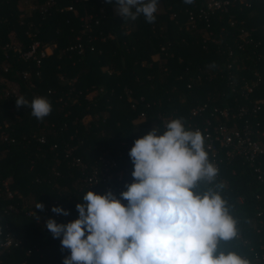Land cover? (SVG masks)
<instances>
[{
    "label": "trees",
    "instance_id": "obj_1",
    "mask_svg": "<svg viewBox=\"0 0 264 264\" xmlns=\"http://www.w3.org/2000/svg\"><path fill=\"white\" fill-rule=\"evenodd\" d=\"M210 1L158 0L156 22L149 24L143 16L123 20L115 3L106 0H56L46 11L41 6L47 0H29L35 9L25 0H0V135L7 134L0 140V264H63L70 250H62L60 239L36 222L39 202L44 209L61 206L70 212L54 219L57 223L77 219L75 205L88 190L105 193L104 184L90 185L84 178L101 156L121 150L109 182L127 204L120 193L133 182L128 153L136 139L154 126L163 131L165 120L183 118L185 126L202 122L204 117H192V109L205 102V116L214 106L234 110L236 98L244 100L243 77L250 80L255 67L264 75V62L257 58L264 50V0H230L226 10L214 12L207 11ZM89 13L94 15L91 29L82 20ZM244 29L260 44L243 42ZM79 35L81 52L74 47ZM36 40L39 49L52 47L39 65L18 51ZM212 62L215 69L209 67ZM7 82L17 83L18 93ZM20 96L29 103L47 98L51 114L38 121L30 107L16 106ZM257 97H264V83L250 93ZM72 148L84 171L67 156ZM221 158L217 182L224 184L221 195L240 235L220 241L219 247L256 264L255 252L264 251V180L248 163ZM262 160L264 169V155ZM211 187L201 181L196 191ZM7 233L16 245H3Z\"/></svg>",
    "mask_w": 264,
    "mask_h": 264
},
{
    "label": "clouds",
    "instance_id": "obj_2",
    "mask_svg": "<svg viewBox=\"0 0 264 264\" xmlns=\"http://www.w3.org/2000/svg\"><path fill=\"white\" fill-rule=\"evenodd\" d=\"M113 2L123 20L143 16L149 24L156 22L158 0H106ZM209 67L217 65L212 62ZM16 106L30 107L38 121L52 112L43 96L30 103L20 96ZM128 155L134 165L133 182L120 193L127 204L110 190L103 195L88 190L75 205L77 219L46 221L61 249L70 250L63 264H251L219 247L220 241L237 237V220L221 195L219 168L210 160L199 129L186 128L183 118L171 119L163 131L154 126L136 139ZM201 181L214 187L200 193L196 189ZM35 208L43 211L44 204ZM51 211L70 215L61 206Z\"/></svg>",
    "mask_w": 264,
    "mask_h": 264
},
{
    "label": "built area",
    "instance_id": "obj_3",
    "mask_svg": "<svg viewBox=\"0 0 264 264\" xmlns=\"http://www.w3.org/2000/svg\"><path fill=\"white\" fill-rule=\"evenodd\" d=\"M55 1L56 0H47V2L41 6V9L46 11V5H50ZM25 3L29 5L30 9L36 8V4H31L29 0H25ZM229 3L230 0H211L208 4L207 11L214 12L217 9L226 10ZM103 16L105 15L103 14ZM93 17L94 15L89 13L82 18L86 28L91 29L90 20L94 19ZM99 21L100 19L96 17L95 23H99ZM251 35V31L244 29L242 30L240 38L245 43L259 45L260 43L255 42ZM77 40L80 42L74 47L78 48L81 52L84 47L81 42L82 36L79 35ZM39 47L40 42L36 40L30 45L28 50L22 51L21 48H18V51L25 60L35 59L39 65L41 63V58L52 52V47L47 46L43 49H39ZM71 49H73V47H71ZM257 58L264 62V50L258 53ZM231 63L228 64V67H231ZM28 76V71H25L23 77L27 78ZM198 78H200V76H198ZM234 82L235 80L233 81V84ZM261 83H264V75L257 67H255L253 77L250 80L244 77L242 79L240 89L244 100L240 101L237 97V106L234 110L227 106H214L209 111V115L205 116L203 112L206 111L209 104L205 102L196 105L192 109V117L195 118L201 116L204 117V120L202 122H189L186 125V128L192 130L199 129L204 134L206 139V149L211 153V160L217 167L222 156L229 162L239 159L242 160L243 163H248L257 174V177L264 180V169L262 167V157L264 155V97L250 98V93L257 91V88ZM166 123L167 121L165 120L164 126ZM1 139L7 140V134L3 131L0 135V140ZM41 140L44 141V138ZM56 146L57 145H54V147ZM122 154L123 151L120 150L112 157L101 156L98 165L92 168L91 174L86 176L84 181L90 185L97 183L101 185L104 184V192L106 193L110 190L115 195V188L109 182L114 176L111 169L118 165L117 159ZM67 156H72V163L81 167L83 171L85 170L86 165L81 158L73 155V148L67 149ZM121 177L122 173H119L118 178L121 179ZM4 186L5 189L9 191L8 182L5 181ZM9 194L12 196L11 193ZM9 208L17 213L23 211V209L19 207L10 206ZM25 214L27 216H33L34 213L32 210H25ZM37 216L39 217V221L36 220V222L44 224H46V221L49 218L57 220L61 219V215L53 213L49 208H45L43 211L35 215L36 219ZM233 218L235 219L234 216ZM239 235L238 231L237 236L239 237ZM12 244L16 245V240L11 233H7L3 245L8 247ZM255 260L256 264H264V251L261 253L255 252Z\"/></svg>",
    "mask_w": 264,
    "mask_h": 264
},
{
    "label": "rangeland",
    "instance_id": "obj_4",
    "mask_svg": "<svg viewBox=\"0 0 264 264\" xmlns=\"http://www.w3.org/2000/svg\"><path fill=\"white\" fill-rule=\"evenodd\" d=\"M117 11V10H116ZM7 86H8V89L12 90L13 92L15 93H18V85L17 83H14V82H7ZM90 119V117H87L85 119V121H88ZM8 182V181H6Z\"/></svg>",
    "mask_w": 264,
    "mask_h": 264
}]
</instances>
